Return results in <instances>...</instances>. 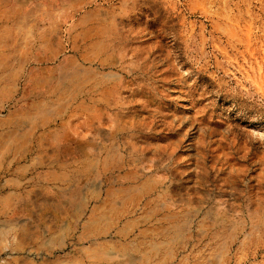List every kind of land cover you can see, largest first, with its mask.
Segmentation results:
<instances>
[{
	"label": "rangeland",
	"instance_id": "rangeland-1",
	"mask_svg": "<svg viewBox=\"0 0 264 264\" xmlns=\"http://www.w3.org/2000/svg\"><path fill=\"white\" fill-rule=\"evenodd\" d=\"M0 264H264V0H0Z\"/></svg>",
	"mask_w": 264,
	"mask_h": 264
}]
</instances>
